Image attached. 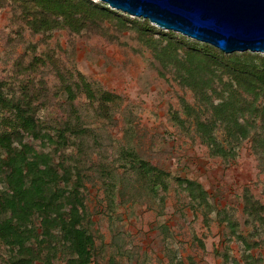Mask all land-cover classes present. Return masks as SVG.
<instances>
[{
    "label": "rangeland",
    "instance_id": "374dc122",
    "mask_svg": "<svg viewBox=\"0 0 264 264\" xmlns=\"http://www.w3.org/2000/svg\"><path fill=\"white\" fill-rule=\"evenodd\" d=\"M103 31L33 33L17 4L0 2V89L21 96L27 84L31 92L41 93L33 104L42 133L55 140L67 116L64 97L54 94L57 70L79 71L94 88L123 98L122 105L110 109L106 117L91 109L83 95L76 99L82 125L96 137L87 139L84 154H79L73 137L59 147L45 138L23 135L37 152L49 153L53 164L78 163L84 225L94 238L92 264L110 260L114 264H264V225L243 212L246 193L264 204V171L250 140L234 147L227 158L213 156L193 127L181 128L170 118L171 110L179 108V95L195 103L172 70L161 66L134 30L105 21ZM1 117L6 113L0 112ZM217 137L222 140L221 131ZM125 152L167 172V189L153 188L138 166L123 158ZM100 168L112 172L113 178L102 176ZM177 178L200 183L210 207L190 201ZM228 219L236 224L235 235ZM61 249L48 253L49 262L44 250L37 264H63ZM6 256L7 248L0 244V263Z\"/></svg>",
    "mask_w": 264,
    "mask_h": 264
},
{
    "label": "trees",
    "instance_id": "16d2710c",
    "mask_svg": "<svg viewBox=\"0 0 264 264\" xmlns=\"http://www.w3.org/2000/svg\"><path fill=\"white\" fill-rule=\"evenodd\" d=\"M2 1L17 4L23 21L37 34L56 29L78 34L88 28L105 34V21L134 30L161 66L171 69L180 87L189 90L195 99V103H191L179 95V108L171 110V120L181 128L193 127L213 156L227 158L233 155L234 147L243 140H250L252 152L264 171V55L248 51L226 54L209 44L159 29L148 19L123 15L102 2ZM56 76L59 85L54 94L64 97L62 106L67 116L57 128L55 140L49 133L41 132L35 119L37 107L33 98L41 97L40 92H31L27 84L21 96L4 94L0 89V112L6 113L0 120L3 184L0 191V244L7 248V256L2 257L0 264H37L43 260L41 253L44 250L49 262L48 253L59 246L64 248L61 249L63 264H92L93 261L94 238L84 225L83 180L78 163L75 161L73 166L53 164L49 153L37 152L23 141V135L45 138L59 147L66 146L73 137L78 140L79 154H84V145L93 134L82 125L76 99L83 95L91 109L106 117L110 109L122 105L123 98L94 88L79 71L65 74L57 70ZM218 131L222 133L221 141L217 137ZM123 158L131 160L132 167L138 166L139 174L153 188L167 189V172L140 161L132 152H125ZM99 172L113 178V173L106 169L100 168ZM176 181L190 201L210 207L200 183L190 178H177ZM243 212L258 225H264V204L251 193L243 195ZM207 218L204 213L203 219ZM227 225L235 235V222L228 219ZM109 264L114 261L110 260ZM175 264L184 263L177 261Z\"/></svg>",
    "mask_w": 264,
    "mask_h": 264
},
{
    "label": "water",
    "instance_id": "95a60500",
    "mask_svg": "<svg viewBox=\"0 0 264 264\" xmlns=\"http://www.w3.org/2000/svg\"><path fill=\"white\" fill-rule=\"evenodd\" d=\"M220 51L264 54V0H92Z\"/></svg>",
    "mask_w": 264,
    "mask_h": 264
}]
</instances>
